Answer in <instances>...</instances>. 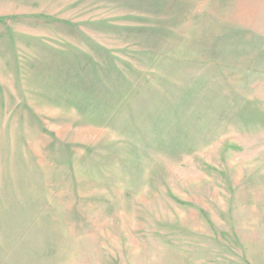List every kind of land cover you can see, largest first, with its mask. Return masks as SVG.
Wrapping results in <instances>:
<instances>
[{"label": "rangeland", "instance_id": "1", "mask_svg": "<svg viewBox=\"0 0 264 264\" xmlns=\"http://www.w3.org/2000/svg\"><path fill=\"white\" fill-rule=\"evenodd\" d=\"M0 264H264V0H0Z\"/></svg>", "mask_w": 264, "mask_h": 264}]
</instances>
